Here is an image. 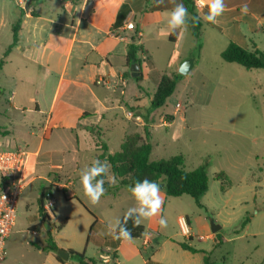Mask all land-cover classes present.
<instances>
[{
  "label": "crops",
  "instance_id": "crops-1",
  "mask_svg": "<svg viewBox=\"0 0 264 264\" xmlns=\"http://www.w3.org/2000/svg\"><path fill=\"white\" fill-rule=\"evenodd\" d=\"M224 2L226 10L218 18V23H206L200 18L203 24V48L196 58L197 40L189 29L186 32L177 29L167 36L159 35L160 29L167 27L168 13L175 4L184 5L183 0H175V3L173 0H30L28 10H24L22 17L19 43L0 71L2 76L10 64L15 65L10 76H7L9 85L0 82V103L6 95H9L12 103L6 110L0 104V117L6 120L0 121V148H27L29 151L24 175L25 189L38 181L42 184L39 187L42 191L54 182L72 180L73 187L66 192L65 198L82 200L74 190V167L78 164L75 153L79 151L84 138H91L95 128L102 136L104 131L114 129L123 120L127 125L123 142L130 134L146 138V131L151 139L154 126L171 128L182 110V105L177 108L180 103H176L173 111L160 114L159 124H154L157 108H153L151 103L163 75H180L179 66L189 59H194V66L188 75L193 71H204V51L207 42L212 40L219 48L220 58L232 42L248 50H260L256 41L260 39V32L264 33V0ZM245 4L248 6L246 15L241 11ZM21 11L17 3L10 11L0 0V58L13 42L12 25ZM207 12V7L200 12L197 10L199 17ZM130 21L135 24L136 30L126 29ZM132 44L142 49L137 54L141 79L137 81L139 91L133 93L131 98H125L128 78H132L126 55ZM142 54L147 57L146 60H143ZM172 57L175 61L170 65ZM159 62H164L172 72L161 74ZM26 63L35 65L36 71H24ZM144 63H147L149 70L145 69ZM212 64L215 72L235 66L239 76L252 79L247 86L264 93L263 69L248 70L217 58ZM147 70L149 73L157 72L159 79L154 91L145 94L140 83ZM99 78L107 84H96ZM207 84H210L208 79L204 87ZM132 127L134 129L130 131ZM100 145H105L109 153H116L106 143H95V151H102ZM69 155L70 160H67ZM99 155L96 153L94 160ZM124 188L116 192L106 191L101 197L110 198L107 202L110 222L116 218L122 219L128 208L136 206L134 198L126 208L116 203L118 196L112 193L118 194ZM161 194L164 201L161 215L167 219V227L160 226L159 216L144 220L141 223L144 228L141 238L121 241L107 234L109 222L106 215L92 210L95 215L79 214L73 219L66 215L57 218L54 213L49 221L52 237L58 249L70 252L69 259L60 262L57 253L47 249V231L43 229L46 238L41 245L29 243L27 248L23 247L27 253L32 252L30 257L22 248H18L11 261L7 262L5 257L3 264H79L71 251L83 252L85 257L98 263L102 262L105 254L112 258L115 256L116 259L108 264H205V254L208 255L210 251L203 245L209 244L215 248L219 241L217 233L203 229V236L194 239L190 228V234L184 235L178 222L179 217L184 215L168 208L170 197L166 195L164 187H161ZM185 217L191 227L190 217ZM36 219L40 222L38 209ZM57 221H60L61 228L54 231L53 222ZM172 221L177 224L174 233L168 229ZM36 226L38 224L31 226L32 232H41L42 225ZM181 244H187L195 252L183 249ZM209 259L210 264H214Z\"/></svg>",
  "mask_w": 264,
  "mask_h": 264
},
{
  "label": "rangeland",
  "instance_id": "rangeland-1",
  "mask_svg": "<svg viewBox=\"0 0 264 264\" xmlns=\"http://www.w3.org/2000/svg\"><path fill=\"white\" fill-rule=\"evenodd\" d=\"M1 1L10 11L17 3L16 0ZM256 45L264 51V33L260 32V39L256 41ZM218 49L213 40L207 42L202 63L204 71H193L188 76H182L166 104L155 109L157 111L154 124L157 125L160 114L173 111L176 103L182 105V110L171 128L158 125L157 129L155 126L152 129L151 160L181 155L185 159L187 170H193L207 161L210 182L209 190L202 198L204 207L199 208L190 196L184 195L178 198L170 197L168 208L190 217L194 239L203 236V229L212 231L211 219L221 227L217 232L219 239L217 246L213 248L209 244L203 245L209 249L208 255L214 264H264V93L247 86L252 83V79L239 76L235 66L215 72L212 64L215 59L225 62L222 57L220 58ZM174 61L175 58L172 57L169 64H174ZM144 64L145 69L149 70L147 63ZM25 65L24 71L27 70L29 73H34L37 69L30 63ZM159 65V71L163 72L161 74L172 72L164 62H159ZM14 69L15 65L10 64L0 76V82L9 85L7 76H10ZM148 70L140 83L145 94L154 91L159 79L157 72L149 73ZM206 79L210 82L209 88L208 84L204 87ZM241 82L245 85H239ZM127 83L125 98H131L133 93L139 91L137 81L128 78ZM8 97L9 95H6L2 98L0 103L2 109L6 110L12 106ZM145 98L148 96L145 95ZM16 112L19 114L18 110ZM1 120L6 121L0 117ZM133 129L132 127L130 131ZM125 131L127 125L120 120L114 129L104 131L102 136L98 135L95 128L91 138H84L81 141L79 151L75 153L78 164L74 167L73 177L76 182L74 190L82 200L66 199L61 192L54 190L53 196L57 202L53 213L57 218L66 215L75 219L79 214L92 216L95 215L93 212L95 211L106 215L110 222L107 205L110 198H102L97 205H92L84 195L79 173L82 168L92 163L96 153H102L95 151V143H106L110 150L118 152ZM142 138L145 140V137ZM13 149L15 148L1 147L0 151ZM69 157L70 155L66 159L70 160ZM219 172L225 173L230 181V187L225 191L221 190V182L215 180ZM40 183L38 181L29 185L19 199L15 226L6 241L7 248L5 246L7 262L11 261L18 248H22L30 257L32 252L27 253L23 247L27 248L29 243L41 245L45 241L43 227L41 232L31 231V226L39 224L36 214L37 198L41 191L39 187L42 185ZM112 194L118 196L116 203L122 208L129 206L133 198L128 188L120 190L118 194ZM53 225L54 231L58 230L60 221L53 222ZM168 229L171 233L177 230L175 221L169 224ZM181 241L185 240L182 238Z\"/></svg>",
  "mask_w": 264,
  "mask_h": 264
},
{
  "label": "trees",
  "instance_id": "trees-1",
  "mask_svg": "<svg viewBox=\"0 0 264 264\" xmlns=\"http://www.w3.org/2000/svg\"><path fill=\"white\" fill-rule=\"evenodd\" d=\"M185 7L188 9L191 18L188 19V29L197 40L195 49V56L198 58L203 48L202 40V28L203 24L201 19L194 21L193 17H199L197 14V7L193 0H183ZM18 20L12 25L13 42L6 49L3 56L0 58V71L7 64V58L12 50L18 45L20 40L22 17L24 10L21 11ZM141 47L130 45L127 52V66L130 68L133 64H140V60L137 58V54L141 51ZM222 59L226 63L237 64L245 69H263L264 70V52L255 49L248 50L236 43H230L228 47L221 53ZM182 78V75L175 77H168L163 75L160 78L158 87L153 95L152 106L153 108L163 107L168 98L174 93L178 81ZM141 76L135 78L136 81H140ZM0 94L2 91L0 89ZM0 131L2 128L0 127ZM102 153L97 157L100 161L107 160L110 164V173L115 176V184L111 185L105 178L104 187L106 191L116 192L120 188L132 186L137 181L148 179L164 185V190L168 197H182L184 195L190 196L195 204L199 208H203L202 198L209 190V163L203 162L194 170H187L185 165V159L181 155L173 156L167 159H160L157 161L151 160L153 146L150 142L149 132L146 131L145 140L139 134L127 135L121 146V149L116 153H109L105 145H100ZM215 180L221 182V190L225 191L230 187V181L228 176L219 172L215 176ZM43 193L41 191L38 199V212H39V224L37 227H41L46 221H50L48 216L44 214L43 210ZM123 220V218L121 219ZM247 221H249L247 219ZM245 225V224H244ZM128 229L131 231L133 239L141 238L144 233L142 225L139 227L134 226L132 220L127 223ZM54 228V226H53ZM61 227H59L60 229ZM31 231H33L31 229ZM47 249L55 253L59 250L54 243L51 231H47ZM181 247L185 250L195 252L187 244H181ZM46 249V248H45ZM71 255L79 262V264H104L98 263L94 259L85 257V254L72 252ZM113 259H116L114 256ZM57 260L62 262L61 258L57 255ZM204 263L210 264V259L207 254L204 257Z\"/></svg>",
  "mask_w": 264,
  "mask_h": 264
},
{
  "label": "clouds",
  "instance_id": "clouds-1",
  "mask_svg": "<svg viewBox=\"0 0 264 264\" xmlns=\"http://www.w3.org/2000/svg\"><path fill=\"white\" fill-rule=\"evenodd\" d=\"M162 2V0H160ZM175 3V0H173ZM198 12L207 7L208 12L202 17H193L194 21L202 18L206 23H218V18L221 17L226 5L224 0H195ZM243 14L248 13L247 4L242 6ZM188 9L182 4H175V7L168 13L167 27L160 29L159 35L167 36L181 29L186 32L188 30ZM133 27V25H129ZM190 70L188 61H185L179 66L178 71L181 74H186ZM137 119H141L137 117ZM110 164L107 160L100 161L96 159L92 161L90 166H85L80 170V183L83 188L84 195L88 198L92 205H97L106 189L104 187L105 178L110 184H115V176L110 175ZM128 191L136 202V206L126 210L123 220L116 218L114 222L107 224V234L114 239L121 241H131L133 239L131 231L127 227L129 220H132L134 226L139 227L144 220H150L154 217H160L159 224L161 227H167V219L161 215L163 207V196L161 194V185L155 181L144 179L135 182L129 186Z\"/></svg>",
  "mask_w": 264,
  "mask_h": 264
},
{
  "label": "built area",
  "instance_id": "built-area-1",
  "mask_svg": "<svg viewBox=\"0 0 264 264\" xmlns=\"http://www.w3.org/2000/svg\"><path fill=\"white\" fill-rule=\"evenodd\" d=\"M29 1L16 0L18 7L22 10L28 7ZM129 25H133V27L130 28ZM126 29L136 30L135 24L132 21L128 22ZM142 58L143 60L147 59L144 54H142ZM96 84L106 85L107 83L104 79L99 78ZM123 84H125L124 80ZM176 107L181 108V105L177 104ZM29 155L30 153L26 148L0 151V264H3L5 260L6 241L15 226L19 199L26 187L24 175L28 165ZM72 187L73 181L67 180L64 182H54L49 188L44 190L43 210L49 220L53 218V208L57 202L53 196V191L61 192L65 196L66 192L70 191ZM178 222L182 233L189 235L190 227L188 219L182 216L179 217ZM112 259L110 255L105 254L102 256V263L108 264Z\"/></svg>",
  "mask_w": 264,
  "mask_h": 264
},
{
  "label": "water",
  "instance_id": "water-1",
  "mask_svg": "<svg viewBox=\"0 0 264 264\" xmlns=\"http://www.w3.org/2000/svg\"><path fill=\"white\" fill-rule=\"evenodd\" d=\"M28 10V7L26 8V11ZM189 62L190 65V70L193 68L194 66V59H189L186 60ZM190 70L186 73V74H181V72L179 71L180 75L182 76H187L190 72ZM130 74L132 78H138L139 77V65L138 64H133L131 66L130 69ZM161 187H164V185H161ZM211 230L213 233H217L220 230V226L215 224L214 221L211 219ZM42 227L46 230V231H51L52 230V226L50 224V222L46 221L44 223H42ZM57 255L61 258L62 261H67L70 257V252L63 250V249H59L57 251Z\"/></svg>",
  "mask_w": 264,
  "mask_h": 264
}]
</instances>
